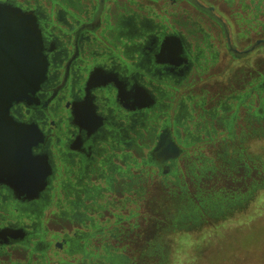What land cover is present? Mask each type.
Segmentation results:
<instances>
[{"label":"flooded vegetation","instance_id":"af4514ba","mask_svg":"<svg viewBox=\"0 0 264 264\" xmlns=\"http://www.w3.org/2000/svg\"><path fill=\"white\" fill-rule=\"evenodd\" d=\"M232 2L0 0V11L16 18L28 35L26 59L17 63L34 69L28 88L9 109L19 145H9L6 153L22 162H9L0 171V264H22L11 259L13 253L33 264L35 251L41 264L49 246L43 228L47 213L55 225L75 230L56 243L57 251L63 246L69 255L83 251L87 235L78 227L103 207L100 199L141 182L130 170L131 151L146 150L164 164L156 168L163 175L159 185L167 196L175 195L169 186L177 177L168 172L185 157L190 140L199 139L190 131L192 112L209 114L203 128L220 127L219 113L244 101L232 88L237 74L232 66L264 48V37L237 45V37L247 41V32H232L234 23L222 10ZM240 7H247L242 0ZM255 10V19L264 16V0ZM242 22L252 25L251 19ZM222 53L229 56L224 69L216 65ZM262 72L247 81L248 92H264ZM208 85L219 86L212 103L181 93ZM205 104L213 108L205 111ZM258 120L264 123L261 111ZM225 143L224 149L236 147L233 140ZM240 204L236 199L218 212ZM176 221L187 223L188 215L178 214Z\"/></svg>","mask_w":264,"mask_h":264},{"label":"rangeland","instance_id":"374dc122","mask_svg":"<svg viewBox=\"0 0 264 264\" xmlns=\"http://www.w3.org/2000/svg\"><path fill=\"white\" fill-rule=\"evenodd\" d=\"M242 1L247 6L244 11L240 0L222 9L234 23L235 35L247 32V43L236 38L239 47L264 37V16L255 19L259 0ZM247 19L252 20V27L245 22L239 24ZM228 61L229 56L222 53L216 65L224 69ZM232 67L237 68L232 81L236 86L232 88L243 104L231 102V111L220 112V127L208 123L203 128L209 114L201 109L192 112L190 131L199 139L190 140L185 157H180L168 172L170 177H177L176 183L169 186L175 195L167 196L168 191L159 185L163 175L156 168L164 164L150 159L146 150L131 151L134 163L130 161V170L141 175V182L128 192H107L100 199L103 207L91 211V222L78 227L87 235L83 251L74 250L69 255L66 246L57 251L56 243L64 236L72 237L75 230L72 225H55L47 213L43 228L49 246L41 264H264V123L255 121L260 111L264 116V92H248L247 85L256 71L264 73V48ZM241 78L245 80L240 82ZM218 87L196 86L181 93L193 95L199 102L203 97L210 101ZM210 106L205 104V111ZM231 140L236 147L224 149L225 141ZM59 198L64 196L60 194ZM236 199L240 205L218 212ZM192 210L198 213L193 216ZM184 213L188 215L187 223L176 221L177 215ZM37 254L35 251L33 264H40ZM112 254L122 258L114 260ZM27 258L13 253L11 259L25 264Z\"/></svg>","mask_w":264,"mask_h":264},{"label":"water","instance_id":"95a60500","mask_svg":"<svg viewBox=\"0 0 264 264\" xmlns=\"http://www.w3.org/2000/svg\"><path fill=\"white\" fill-rule=\"evenodd\" d=\"M8 15V12L0 11V171H3L9 162H22L16 154L9 156L6 153L9 145L14 149L19 145L16 137L19 133H15V124L11 120L9 109L21 99L28 88V82H31L30 75L34 71L32 68L20 65L27 56L24 49L28 35L18 26L17 19ZM41 185L40 190L44 187L43 182Z\"/></svg>","mask_w":264,"mask_h":264}]
</instances>
